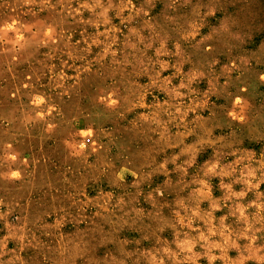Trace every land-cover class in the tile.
Listing matches in <instances>:
<instances>
[{"label": "rangeland", "instance_id": "rangeland-1", "mask_svg": "<svg viewBox=\"0 0 264 264\" xmlns=\"http://www.w3.org/2000/svg\"><path fill=\"white\" fill-rule=\"evenodd\" d=\"M0 264H264V0H0Z\"/></svg>", "mask_w": 264, "mask_h": 264}]
</instances>
